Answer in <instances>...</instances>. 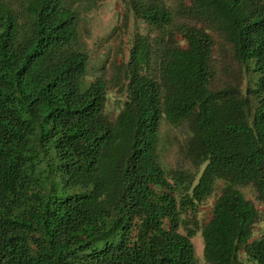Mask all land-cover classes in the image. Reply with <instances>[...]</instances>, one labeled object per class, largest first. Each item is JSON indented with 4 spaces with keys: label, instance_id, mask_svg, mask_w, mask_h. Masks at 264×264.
<instances>
[{
    "label": "trees",
    "instance_id": "1",
    "mask_svg": "<svg viewBox=\"0 0 264 264\" xmlns=\"http://www.w3.org/2000/svg\"><path fill=\"white\" fill-rule=\"evenodd\" d=\"M102 1L0 0V264H194L197 231L208 264H264V0H123L145 31L98 74Z\"/></svg>",
    "mask_w": 264,
    "mask_h": 264
},
{
    "label": "rangeland",
    "instance_id": "2",
    "mask_svg": "<svg viewBox=\"0 0 264 264\" xmlns=\"http://www.w3.org/2000/svg\"><path fill=\"white\" fill-rule=\"evenodd\" d=\"M125 13L128 15L127 22H129L126 27L123 25ZM84 17L81 21V33L90 56L88 66L90 71L98 74L104 71L109 72L110 61L123 56V53L118 51L127 44L132 32L136 30L135 28L145 31L144 24L140 22V19L131 11L126 10L123 0H103L97 8L87 12ZM216 67L219 69L220 65L216 64ZM232 68L238 69L235 64L232 65ZM184 131L185 124L164 123L162 125L158 152L159 158L166 165L184 168H188L190 165L181 148ZM244 190L246 195L254 197L249 187H245ZM212 197L207 198L200 205L198 216L201 222H205L211 214ZM255 203L260 209H263L257 201ZM259 224L264 226V220L256 223V231ZM192 241L195 248L194 264H208L202 252L203 240L200 231L192 236ZM247 264L255 263L249 261Z\"/></svg>",
    "mask_w": 264,
    "mask_h": 264
}]
</instances>
